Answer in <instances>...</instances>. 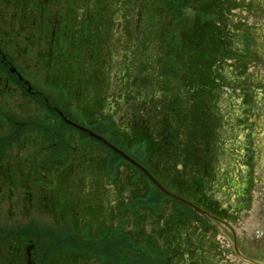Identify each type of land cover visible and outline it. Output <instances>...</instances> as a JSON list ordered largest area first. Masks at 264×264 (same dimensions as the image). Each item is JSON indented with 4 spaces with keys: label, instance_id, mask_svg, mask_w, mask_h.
<instances>
[{
    "label": "rangeland",
    "instance_id": "374dc122",
    "mask_svg": "<svg viewBox=\"0 0 264 264\" xmlns=\"http://www.w3.org/2000/svg\"><path fill=\"white\" fill-rule=\"evenodd\" d=\"M61 1H58L54 17L58 16L63 22L66 13L59 11ZM65 1L81 4L74 7L73 16H79L81 9L91 17L85 20L87 28L78 27L79 21L73 20L77 29L65 37L77 39L80 45L76 47V43L71 42L67 48L64 47L66 43L60 46L68 50L64 51L66 58L56 55L51 66L41 64L43 69L28 71L27 78L35 80L36 85L42 84L44 90L55 92L53 97L64 89L65 102L75 106V111L70 112L75 122L85 120L92 129L90 121L103 117L114 136H102L88 130L96 139L83 141L75 154L77 161L88 158L87 167L77 168V163L71 164L75 161L70 150L64 152L60 132L53 140L55 147L41 150L37 157L34 154L36 146L46 143L55 132L48 124L47 113L38 111L17 86L11 85L5 97L20 103L21 110L9 117L15 118L20 125H8L12 157L6 152L0 178L11 183L13 193L9 200H3L7 185L0 193V230H12L16 224H29L35 229L43 224L45 228L35 230L46 236L45 241L56 244L49 223L61 225L68 218L70 226L59 234L62 240L58 248L71 247L76 253L81 252L84 257L80 261L84 264H111L100 258L114 257L123 261L131 254L119 256L117 249L113 254L111 247H99L98 241L111 234L115 222L110 217L115 215V210L123 241L133 238V228L156 232L161 224L154 223V218L167 214L168 222L158 230L166 231L171 259L177 256L173 251L185 246L186 259H182V263L196 264L195 254L189 249L206 251L208 242L213 241L219 248L217 264H247L239 260L228 241L235 239L242 255L264 262V0H204L202 8L198 5L199 0ZM18 4L19 0H0V7H6L9 19L18 16ZM105 11L114 13V18L122 17L121 30L117 32L111 26L109 17H99L100 12L101 17H105ZM6 27L16 30L17 24L10 20ZM100 32L106 34L104 41ZM13 35L18 42L15 33ZM90 41L96 45L89 47ZM82 43L88 46L83 47ZM13 58L20 60L19 55H13ZM129 67H134L135 75L129 76ZM137 70L140 72L138 78ZM1 76L6 83L16 81L14 74L1 72ZM136 80L144 87H137ZM115 81L119 91L117 96H120L121 85L127 81L133 83L132 92L123 94L118 101L107 100L112 91L109 87ZM95 98L97 105L90 113ZM39 102L44 103L43 100ZM57 106L64 111L62 104ZM28 117L38 118L44 129L43 135L33 121L25 122ZM23 122L25 125H21ZM181 128L191 135L182 147L177 130ZM19 130L21 132H17ZM24 138L30 142L27 153L20 154L17 147ZM49 153H55L59 164L41 168L42 158ZM111 156L112 164L121 163L115 167L106 165L103 160ZM146 172L166 189L174 190L173 193L224 221L221 226L216 224L228 237L209 225L203 229L204 223L199 216L155 187L153 200H141L146 206L125 205L133 198L131 189L143 191L134 184L137 178L144 181L147 188H152ZM42 174L46 175L50 189L34 197L27 192V183L33 185V192L37 191L33 182ZM120 176L127 178L124 182L128 189L117 209H105L103 205L107 202L102 187L109 193L113 185L110 180L105 183L104 177ZM53 178L57 180L52 184ZM75 178L84 184L77 186L76 191L90 186L97 192L81 199L70 191ZM43 198L47 204L44 211L37 212L35 205L30 208L26 205L37 202L41 207ZM50 202L56 211L54 214L50 211ZM176 219L179 221H174ZM191 227L190 236L184 234ZM11 235L5 242L9 247L5 251L11 264H22L21 246L35 237ZM146 236L143 235L142 240H153ZM123 245L125 252L129 245ZM61 253L59 251V255ZM69 258L62 257L59 264H68ZM143 260L145 264L147 259L140 254L132 263Z\"/></svg>",
    "mask_w": 264,
    "mask_h": 264
},
{
    "label": "flooded vegetation",
    "instance_id": "af4514ba",
    "mask_svg": "<svg viewBox=\"0 0 264 264\" xmlns=\"http://www.w3.org/2000/svg\"><path fill=\"white\" fill-rule=\"evenodd\" d=\"M58 1L59 0H19L18 16L12 19H9V17L7 16L8 13L6 11V7L5 6L0 7V143H3L0 144V168L5 165V162L3 160L6 157V152L8 156L12 157L11 150L13 146L11 145L12 142L10 140L11 134L8 125H10L11 123L20 125L15 118H13L12 116L9 117V114L21 110L20 103H16L12 101L13 99H10V97H5V95L8 94L11 85H13L14 87L17 86L18 91H20L21 94L27 96L29 100L37 106L36 109L38 111L43 110L45 114L47 113L48 124L55 132V134H52V138H50L46 143H40L38 144V146H36V148L34 149V154L37 157H38L37 154L41 153V150H50L55 147L56 144L53 140L57 139L56 135L60 132L61 137H63L62 142L64 143L65 146L64 152L68 153V150H70V155L72 156V159L75 161V162H71V164L74 165L75 163H77L76 164L77 168H80L82 166L87 167L90 162L88 158L84 157L83 162L77 161L75 159V154L78 152L79 146L83 141L86 140L91 141L96 139L94 136L90 135L88 130H91L95 134L102 136L104 135H109V136L112 135L111 137L114 136L113 135L114 131L111 130L109 126L105 125L106 122L103 120V117H100L95 121L89 120L93 124L92 129L90 128L91 124L89 122H86L85 120L82 122L80 121V123L75 122L72 119L73 117L71 116L70 113L75 111V106L65 102V100L67 99H65L62 96L64 89L59 93L57 92L58 91L57 90L56 92L58 96L53 97L55 92L46 91L42 88V84L36 85L35 80L33 81L27 78L26 73L28 71L32 69H43L41 64H43L45 67L51 66L54 59L56 58V55L61 56V58H63V56L66 58V53L64 51H68V50L63 49L60 46L65 45L66 43L67 45H65L64 47L67 48L69 47L71 42L76 43V47L80 45V42L77 39L67 40L65 38L71 30L74 31L77 29L76 24L73 20L79 21L77 25L78 27L87 28V23L85 20H89L91 18L90 15L87 14V12H82V10L79 9L81 11L80 15L77 17L73 16L75 12L74 7L81 6L80 3L79 5L78 3L75 2L68 4L66 1L64 2V0H62L60 3L61 5L59 11L63 10L66 13L63 17V22L58 18V16L54 17V11L58 8ZM203 2L204 0L198 1V5L200 8H202ZM113 14H108L105 11V17H101V12H100L99 17L103 19L109 17L110 19H112L111 26L113 25L115 27V30L118 32V30H121L122 28L123 20L122 17L114 18ZM10 20L12 21V23L17 24L16 30H14V28L12 27H8V28L6 27V25L10 23ZM14 33H15V37L18 38V42H15L14 40V35H13ZM104 34H105L104 32H100V36L103 39V41L106 39L105 36L106 34L105 35ZM82 44L83 47L88 46L86 43H82ZM92 44L94 46L96 45V43L90 41L89 47H91ZM91 50H93V48H91ZM74 52H78V51H74ZM80 53H83V51ZM13 55L14 56L19 55L20 60L17 61L16 58H13ZM84 66L86 67V62L84 63ZM47 71L49 72V70ZM128 71H129V76L135 75L136 73L134 67H129ZM1 72H8V74H14L15 75L14 78L16 79V81L6 83V81L1 76ZM139 76H140V72L139 70H137L136 78H138ZM110 82L107 83L103 82V83L109 84ZM136 83H137L136 84L137 87H139L137 80ZM132 84L133 83H130L129 81H127L126 84H122L120 89V96H117L119 91L115 81L114 84L110 85L109 88L112 89V91L108 94V97L106 99L114 100V101L120 100L123 94L128 95L130 94V92H132L133 89ZM143 85L144 84H140V86ZM16 95H18V93ZM42 100L44 102L43 105H41V103L39 102ZM131 100L133 101V99ZM60 104H62V107L67 109V111H65V109L64 111H62L57 106ZM65 104L67 106H65ZM96 105H97V101L95 98L90 113L93 112ZM85 108L87 110L86 106ZM16 117H21V116H16ZM37 120H38L37 117H35L34 119L28 117V119H26L25 122L33 121L34 125L39 126L40 132L43 135L44 129ZM60 120L63 121V123ZM25 122H23L24 124L21 125H25ZM23 128L24 127H22V129ZM177 130L181 135L180 141L182 147L184 143L187 142V139L189 141L191 135L185 129L181 128ZM17 132H21V130ZM35 132L37 131L35 130ZM22 136L25 137L26 135L23 134ZM205 138L206 140H209L207 137ZM42 139L45 140L44 137H42ZM29 142L30 141H28L27 138H24L20 147L19 148L17 147V152H20V154L27 153V146ZM57 147H59V144H57ZM59 153L60 151H57V154ZM112 158L113 156H111L108 160L105 159L103 161L106 165L108 164L111 167H115L118 163H121L118 162L112 164L111 163ZM42 159L43 160L41 162V168H43L44 166L53 167V165L56 166L59 164V160L56 161L57 158H55V153H49L46 157H43ZM18 165H20V162L18 163ZM104 178H106L104 179L105 183L107 180H110L111 181L110 183L113 186L110 189L109 193L108 190H105V187H102V189L104 190L103 196H106L104 200L105 202H107V204H104L103 207L105 209L108 208L117 209L118 205L121 204L123 200L122 196L126 192L125 189H128L127 184L124 182V180H126L127 178H123L121 176L120 178H113V177L112 178L104 177ZM76 179L77 178L73 180V183L71 182L70 191L72 190L73 191L72 193L78 194L81 199H85L86 194L89 197L90 194L97 192L93 187L90 186L89 187L85 186V188L81 189L82 193H80L81 190L79 192L76 191L77 186L81 184L84 185L81 181ZM4 180L5 178H0V193H3L4 186L7 185L8 186L7 194L5 197H3V200H9L12 197L13 191H12V187H10L11 183L8 182L5 183ZM54 180H57V178H53L52 184L54 183ZM60 180L63 181V179ZM66 181L69 182L67 178ZM33 183L35 187L37 186L36 187L37 191L35 190L33 192L32 191L33 185L31 183H27L28 184L27 192H29L34 197L35 194H37V196L38 193L42 195L45 193L47 189H50V183L48 182L46 175L42 174V177L36 178ZM88 184L89 183H87V185ZM134 184L136 186L139 185L141 187V191L142 190L143 191L138 192V188L131 189V191H133V198L130 199L128 202H126L125 205L131 204L132 207L134 208L140 206L144 207L146 205H142V201L154 199L153 190L154 187L156 186L152 183V181L149 178H148V184L152 186L151 189L147 188L146 183L142 180L139 181L138 178L136 179V181H134ZM42 200L43 202L41 203V207H39L37 202L36 204L31 202L26 205L28 206V208L33 207L35 205L37 212L39 210L44 211L45 207L47 206L46 198H43ZM67 204L70 205V203ZM87 205H88V200L85 206ZM162 205L164 206L166 204L163 203ZM10 206H8L9 211L11 209ZM85 206L82 207L85 208ZM50 207H51L50 211L53 214L56 213V211L52 209V202H50ZM114 213L115 215L110 217V220L115 222V224L111 228L112 229L111 234L109 233L104 235L103 237H106V239L102 238V240L98 241L99 247L101 246L102 249L111 247L113 254L117 249L119 256L127 255L129 252H131V254L129 256V259L126 260L123 259V261L121 259L120 260L115 259L114 257L109 259L106 257H101L100 259H103L104 261H110L111 264H123V262L127 264H135L132 263V260H136L137 258H139V255L142 254L147 259L145 264H187L186 261L182 263V259H186L187 249L185 248V246H181L180 249H176V251H173V253L177 252V256L174 259H171V257L168 255L171 249V245L167 240H165L166 231L158 230L160 228H163L164 223L168 222L169 219H166L167 214L165 216H158L154 218V223L158 221V223L161 224L160 226L157 227L156 232H150L147 231L146 229H141V228L140 229L133 228V230L131 231V236H133V238L127 241H123V234L120 229V220L119 218H117L118 215L117 211L115 210ZM149 218H150V214H149ZM174 221H179V220L176 219ZM0 222H2V219H0ZM49 224L52 225L49 227L51 228L50 230L54 231L53 236H55L56 244L51 241H45L44 239L46 236L42 235L41 231L35 230V229H39L38 227L45 228L46 226L43 224L36 226L35 229L31 228L33 226L29 224H16L15 227H12V230L6 232L0 230V264H11L8 252L5 251V249H9V247L6 246L5 242H7L8 237L12 236L11 234L19 237L22 236L27 237L28 235H32L35 237V239H30L29 242H25L21 246L24 256L23 259L20 260L22 264H59V260L62 257H67V256L70 257L69 259H67L70 261L68 264H84L83 262L80 261L84 257V255H82L81 252L76 253L71 247L66 249V247L58 248L57 246L61 244L60 242L62 240L59 234L66 232L67 227L70 226V220L66 218V220L63 221L61 225H59V223H49ZM5 226L6 227L10 226V223L9 225H5ZM203 229H205V227H203ZM191 230L192 227L188 231L185 230L184 234L190 236ZM42 231H44V229H42ZM205 231L209 232L208 230ZM143 235L150 236L151 238H153V240L150 241L142 240ZM8 242L10 244L9 240ZM124 243H127L129 245V247L126 248L127 250L125 252L123 245ZM82 244L85 245L84 242ZM206 246H207V250L202 252L189 249L190 252H194L195 254L193 256L194 258H196L195 263L217 264L216 262L219 257V255H217L218 253L217 250H219V248L214 245L213 241L208 242V245ZM59 251H62L61 255H59ZM137 264H144V260L142 263L137 262Z\"/></svg>",
    "mask_w": 264,
    "mask_h": 264
},
{
    "label": "water",
    "instance_id": "95a60500",
    "mask_svg": "<svg viewBox=\"0 0 264 264\" xmlns=\"http://www.w3.org/2000/svg\"><path fill=\"white\" fill-rule=\"evenodd\" d=\"M144 170V169H143ZM146 174L149 176V178H151V180L156 184V186H158L164 193H166L168 196H170V197H172V198H174V199H176V200H178V201H180V202H182V203H184V204H186L188 207H190L191 209H193L195 212H197L198 214H200L201 216H203L205 219H207L209 222H211L210 221V215L206 212V211H204L203 209H201L200 207H198L196 204H194L193 202H191V201H189V200H187V199H184V198H182V197H180V196H178V195H176V194H174V193H172V192H170V191H168V190H166L165 188H163L156 180H154L147 172H146ZM212 223V222H211ZM214 224V223H213ZM215 225V224H214ZM228 241H230V243H231V245H232V247H233V249H234V251H235V253H236V255L238 256V258L240 259V260H242V261H244L245 263H247V264H264V262L263 261H257V260H253V259H251V258H249V257H246V256H244V255H242V253L240 252V250H239V248L237 247V245H236V242H235V240L234 241H231V240H228Z\"/></svg>",
    "mask_w": 264,
    "mask_h": 264
},
{
    "label": "bare ground",
    "instance_id": "6f19581e",
    "mask_svg": "<svg viewBox=\"0 0 264 264\" xmlns=\"http://www.w3.org/2000/svg\"><path fill=\"white\" fill-rule=\"evenodd\" d=\"M228 149V148H227ZM229 150V149H228ZM224 234L226 235V233L224 232ZM227 236V235H226Z\"/></svg>",
    "mask_w": 264,
    "mask_h": 264
}]
</instances>
